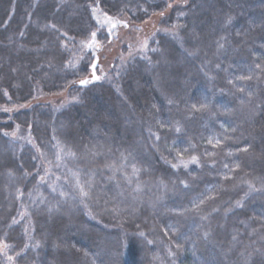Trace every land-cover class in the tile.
Instances as JSON below:
<instances>
[{"label":"trees","instance_id":"obj_1","mask_svg":"<svg viewBox=\"0 0 264 264\" xmlns=\"http://www.w3.org/2000/svg\"><path fill=\"white\" fill-rule=\"evenodd\" d=\"M0 242V264H264V0H0Z\"/></svg>","mask_w":264,"mask_h":264},{"label":"snow or ice","instance_id":"obj_2","mask_svg":"<svg viewBox=\"0 0 264 264\" xmlns=\"http://www.w3.org/2000/svg\"><path fill=\"white\" fill-rule=\"evenodd\" d=\"M168 7H172V5H171V4H168ZM97 8H98V5H97ZM97 8H94V9H93V15H94V18H95L97 21H99V20H100V17L95 15V13H96V11H97ZM10 11H14V7H13L12 9H10ZM104 15H105V23H106V24H111L113 28H115L117 24H122L123 27H126V28L129 27V24L127 23V21H121V20L113 21V18L107 16L106 13H105ZM161 15H163V13H161ZM180 15H184V13H180ZM228 22H231L230 19H229ZM52 27L55 28V25H52ZM173 27H176V26H173ZM109 31L111 32L112 29H109ZM165 31H167V30H165ZM21 35H23V33H21ZM64 35L66 36L67 33H65ZM95 38H96V33H95V32H92V33H91V41H90L89 43H87V45H86L88 48H92L93 43H95ZM82 43H83V42H82ZM147 46H148V45H147V41H144V42L141 44V47H142V48L147 49ZM221 47H222V45H221ZM153 51H155V49H153ZM70 63H71V61H70ZM91 67H92V69H93V75H92L91 79H82V80H80L79 83H80L81 85H85V86H86V85H88L89 83H92V82H94V81H97V80L101 79V77L95 75L96 64L93 63V64L91 65ZM256 68H260V65H256ZM238 79H240V80H250V79H252V77H251V76H247V77H243V76H242V77H239ZM230 82H231V81H230ZM240 91L242 92L243 89H240ZM6 94H7V93H6ZM249 95H250V94H249ZM9 99H10V97H9ZM20 107H25V105H21ZM193 107H195V105H193ZM201 107L203 108V107H205V105H201ZM3 110H4V111H12V109H10V108H5V109H3ZM161 126H163V125H161ZM179 130H180V129L177 127V128H176V131H179ZM5 135H12V136H15V133H5ZM156 139H159V136H157ZM209 143H211V141H209ZM217 144H219V141H217ZM58 146H59V142H58ZM62 150H63V149H61V151H62ZM243 151H247V149L245 148V149H243ZM68 154H69V155H74V154L71 153L70 151H69ZM57 158L59 159V157H57ZM192 161L198 162L196 157H192ZM181 163H184L185 166L187 165V162H185V161H183V160H181ZM177 166H178V165H173V167H177ZM225 167L227 168L228 166L225 165ZM235 167L238 168L239 165L237 164ZM41 179H43V177H41ZM248 183H249V191H257V190H258V189H256L255 185L252 184L250 181H249ZM80 189H81V194H82L83 196H88V192L83 191V185H80ZM245 195H247V193H246ZM200 203L202 204V203H204V201L201 200ZM236 206H237V207H243L242 201H236ZM196 207L198 208L199 205H197ZM89 214H91V212H89ZM21 218H23V214H21ZM17 222H18V221H15V220L13 221V223H17ZM141 235H143V233H141ZM205 235H207V233H206ZM7 247H8V245H7L5 242H0V250H5V251H4L5 256H7V251H6V248H7ZM25 247H27V246H25ZM177 247H179V246H177ZM17 255H19V253H18ZM7 259H8V261H14L15 257H13V256H7Z\"/></svg>","mask_w":264,"mask_h":264},{"label":"rangeland","instance_id":"obj_3","mask_svg":"<svg viewBox=\"0 0 264 264\" xmlns=\"http://www.w3.org/2000/svg\"><path fill=\"white\" fill-rule=\"evenodd\" d=\"M95 15H96V16H99V17H100V20H99V21H100L102 24L106 25V26L108 27V29H112V31H114V33L117 31L118 27L121 25V24H117L116 27L113 28L111 24H106V23H105V15L99 13L98 10L96 11ZM109 17H110V16H109ZM112 18H113V21H116V20L124 21L122 18H117V17H116V18H115V17H112ZM89 42H90V41H89ZM89 42L86 41L85 43L80 44V48H81V47H82L83 49L88 48L86 45H87V43H89ZM93 46H94V43H93ZM93 46H92V48H93ZM26 136H28V139L30 140V137H29L30 135H29V134H26Z\"/></svg>","mask_w":264,"mask_h":264}]
</instances>
